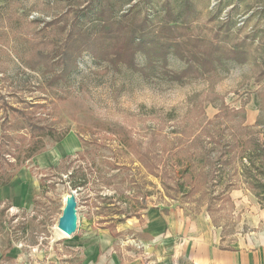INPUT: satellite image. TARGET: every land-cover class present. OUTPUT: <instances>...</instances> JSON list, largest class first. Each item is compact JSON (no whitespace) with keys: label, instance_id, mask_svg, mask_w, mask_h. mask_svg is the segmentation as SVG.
Listing matches in <instances>:
<instances>
[{"label":"rangeland","instance_id":"1","mask_svg":"<svg viewBox=\"0 0 264 264\" xmlns=\"http://www.w3.org/2000/svg\"><path fill=\"white\" fill-rule=\"evenodd\" d=\"M182 5L199 13L191 34L212 37L230 29V40L223 41L228 47L255 35L257 59L224 62L217 74L184 83L159 75L146 80L89 52L78 57L70 76L56 82L58 68L39 73L26 66L47 53L59 60L72 27L94 32L108 14L119 20L145 9L155 24L177 16ZM263 49L264 0H0V134L14 140L29 135L16 127L25 118L67 134L60 143L47 141L45 152L0 188V264L13 243L24 249L62 243L65 235L57 229L71 197L78 234L90 221L114 238L127 237L123 242L145 264L151 262L148 248L161 242H150L144 225L134 235L120 230L133 219L142 223L152 211L165 219L169 209H182L225 247L264 230V192L248 179L250 174L264 179L258 96L264 92ZM136 55L138 65H145V55ZM185 67L169 56V69ZM241 108L244 120L231 116ZM18 141L6 156L12 162ZM249 157L256 166H249ZM75 173L87 181L77 191L69 187ZM10 192L28 206L16 209L4 197ZM171 238L180 246L186 241L184 235Z\"/></svg>","mask_w":264,"mask_h":264},{"label":"trees","instance_id":"2","mask_svg":"<svg viewBox=\"0 0 264 264\" xmlns=\"http://www.w3.org/2000/svg\"><path fill=\"white\" fill-rule=\"evenodd\" d=\"M133 1L129 0V3ZM189 6L192 8V5ZM187 7L188 5H182L177 16L169 14L155 24L152 16L150 17L145 9L144 14L126 15L119 20L108 14L99 20L100 28L94 32L85 31L81 27H72L63 41L59 60L55 62L51 54L47 53L36 60H30L26 66L29 70L39 73L55 71L58 68L59 74L54 80L56 82L70 76L77 67L78 57L89 52L98 61L104 60L115 69H118L119 65H124L127 70L138 71L146 80L159 75L170 82L184 83L191 77L206 78L217 74L224 62L246 63L257 59V52L252 49L255 35H249L235 47H228L223 41L230 40V29L212 37L191 34L193 18H197L199 13ZM101 9L98 11L101 12ZM105 12L109 13L106 9ZM137 53L145 55V65H138ZM170 55L182 60L186 65L185 69L181 71L169 69ZM258 96L259 108L264 111V92ZM237 115L245 119L243 108L231 112L232 117ZM23 121L24 124L16 125L17 129L28 130L30 134L19 135L17 139L19 143L14 145L16 151L13 162L12 157L6 156L14 149L12 146L17 140L8 134H0V188L14 179L16 171L25 162L45 152L47 141L60 143L67 135L58 133L52 127L32 124L31 119L25 118ZM249 166H256L251 157H249ZM255 169L259 170V168ZM76 174L72 176L75 180L70 179L69 186L74 191L86 187L87 184L85 174L82 176ZM248 179L253 184V189L264 192V179L256 174H250ZM257 195L262 196L263 193Z\"/></svg>","mask_w":264,"mask_h":264},{"label":"crops","instance_id":"3","mask_svg":"<svg viewBox=\"0 0 264 264\" xmlns=\"http://www.w3.org/2000/svg\"><path fill=\"white\" fill-rule=\"evenodd\" d=\"M4 197L18 210L28 206L21 203V195L10 192ZM160 217V213L152 211L144 216L142 223L133 219L120 230L130 229L134 235L144 225L146 236L152 238L150 242H161L148 248L150 264H264V230L252 237H241L225 247L212 229L199 227L182 209H169L165 219ZM79 228L82 230L79 234L75 232L65 236L62 243L46 247L24 249L20 247L23 244L13 243L5 264H145L139 254L123 242L127 237L114 238L109 229L95 228L90 221L83 222ZM169 233L184 235L186 241L177 245Z\"/></svg>","mask_w":264,"mask_h":264},{"label":"water","instance_id":"4","mask_svg":"<svg viewBox=\"0 0 264 264\" xmlns=\"http://www.w3.org/2000/svg\"><path fill=\"white\" fill-rule=\"evenodd\" d=\"M66 204L67 205L61 217L59 228L62 233L72 236L75 234L77 229V204L75 203V199L72 197L66 201Z\"/></svg>","mask_w":264,"mask_h":264},{"label":"bare ground","instance_id":"5","mask_svg":"<svg viewBox=\"0 0 264 264\" xmlns=\"http://www.w3.org/2000/svg\"><path fill=\"white\" fill-rule=\"evenodd\" d=\"M65 204H66V203H65ZM57 231H58L60 234H62L63 236H64V235H65V236H68V234H66V233H62V232L60 231V228H58Z\"/></svg>","mask_w":264,"mask_h":264}]
</instances>
